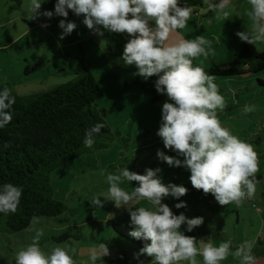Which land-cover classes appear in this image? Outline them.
<instances>
[{
    "label": "clouds",
    "instance_id": "clouds-1",
    "mask_svg": "<svg viewBox=\"0 0 264 264\" xmlns=\"http://www.w3.org/2000/svg\"><path fill=\"white\" fill-rule=\"evenodd\" d=\"M47 0H30L29 19L43 15L64 17L58 27L62 29L60 39L70 35L77 27L74 21L66 18L71 11L82 16V23L94 34L103 36L104 32L126 34L129 39L123 46L119 57L124 66H134L133 76L144 81L155 76L154 87L157 93L167 99L161 106V122L157 135L163 141L165 149L175 152V156L166 155L157 150L156 155L169 166L183 167L190 173L188 179L192 187L211 194L219 205L230 203L239 205L244 199H251L256 193L260 171L258 154L253 146L221 125L217 112L227 105L220 94L215 76L209 74L193 61L197 57H207L211 41L204 36L194 39L173 36L177 29H184L193 14V8L181 5L180 0H55L54 10L40 9ZM231 0H219L209 5V10L217 13L216 18H227L226 9ZM250 8L245 15L251 20L249 30L238 31L241 41L250 44L264 42V0H247ZM15 104L11 90L4 86L0 90V128L12 120L10 109ZM255 110L245 105L243 114ZM96 123L85 130L84 145L92 148L94 138L104 128ZM7 146V145H5ZM177 157H182L179 159ZM160 168H146L144 173L130 171L127 167L117 168L105 176L109 185L103 201L94 195L92 206L101 208L104 202L111 201L116 208L124 207L130 215L131 231L129 235L145 243L134 257L149 258V264H221L229 255L239 264H256L253 254V242L244 241L234 251L231 241L218 245L211 240H200L197 246L194 236L185 235L181 230L186 226L188 232L203 224V217L189 218L184 213L175 214L166 197L179 200L188 189L175 183H164L158 173ZM101 175L104 171L101 170ZM136 182L130 191L120 185L123 182ZM22 196V188L12 183L0 185V213H15ZM146 200L151 207L135 206L138 201ZM187 207L184 201L175 204V208ZM42 230H37L32 242L15 253V264H74L72 255L61 247L45 252L39 245ZM75 251L74 249L72 250ZM110 255L106 243H100L89 253L91 264L103 261ZM139 264H144L139 260Z\"/></svg>",
    "mask_w": 264,
    "mask_h": 264
},
{
    "label": "rangeland",
    "instance_id": "rangeland-1",
    "mask_svg": "<svg viewBox=\"0 0 264 264\" xmlns=\"http://www.w3.org/2000/svg\"><path fill=\"white\" fill-rule=\"evenodd\" d=\"M205 1L207 4L210 3V0ZM54 4L53 0H49L50 7L54 8ZM249 8L247 0H231L226 9L230 13L227 20L223 17L217 19V13L214 12V29L224 27V30L218 33L220 44H211L209 50L215 58L219 59L218 61L231 59L235 45L241 41L236 33L250 29L251 20L245 15ZM16 12L17 10H12L10 14ZM32 21L34 20L24 22V26L34 25L36 27L23 40L35 41L33 53L48 57L50 62L53 60V54L64 53L65 55L71 49L79 53L81 45L78 43L65 49L62 48V41L72 40L73 36L71 33L63 40L60 39L62 29L56 28L54 19V23L47 28ZM21 24V21H16L8 27H0V37L7 35L8 30L13 34L20 33ZM119 40L120 37L118 40L116 38V41ZM124 44H121L117 51L123 52ZM249 45L254 51H260L263 49L261 46L264 47V42H256L254 45L249 43ZM13 48L15 49V46L11 47ZM61 61L67 65L66 67L69 66L66 58H61ZM196 62L202 68L210 65L208 59L203 56L197 57ZM50 66L46 64L45 69ZM259 76L263 77L262 74ZM71 78L73 74L61 75V78H58L61 82H56V84L64 83ZM214 82L218 85L220 94L224 96L227 105L223 111L218 110L217 112L221 125L228 128L240 140L251 144L258 154L259 169L264 167V88L258 87L255 76L243 78L215 76ZM105 91L106 95L103 94L96 103L104 109L114 104V111L107 114L106 122L119 134L110 139H97V141L106 143V147L95 148L93 145L88 152L70 160L67 166L62 165L52 171L50 181L53 187V197L65 204V211L56 216L34 217L27 228L14 233L0 232V254L15 264V253L32 242L37 230H42L43 235L39 239L42 250L50 252L56 247L64 248L72 255L74 264H91L89 253L93 248H98L100 243L107 244L110 255L102 257L103 261H97V264H117L111 259L113 257L124 259V255L128 257L129 264H139V260H143L144 264H149L148 257L140 256L139 260L134 257L133 254L140 248L118 236L112 229V224H130V215L126 208H116L111 201L104 202L101 208L90 204L94 195L103 201L109 187L105 180L107 173H115L117 168L124 167L141 174L146 168H160L158 175L164 183L171 182L188 189L187 194L179 200L169 196L163 200V203L168 204L177 215L184 213L189 218L203 217V224L194 228L192 232H188L186 226L181 228L185 235L196 237L198 247L201 246V239L204 242L211 240L216 245L232 239L238 243L241 238H252L258 232L260 220L253 207L254 200H244L247 202L246 205L242 201L244 214L237 221L233 203L225 206L219 205L211 194L205 195L202 190L192 187L188 179L190 173L187 169L169 166L157 157L158 149L166 155H176L175 152L164 148L163 141L156 134L161 122V106L167 99L166 96L150 103L148 95L141 89L139 93L132 94L129 89L122 92L117 90L111 94L106 88ZM112 97H116V102L111 100ZM245 105H252L255 110L243 114ZM177 158L183 159L182 157ZM101 170L104 171V175H101ZM260 172L261 169L258 173ZM135 186L136 182L127 181L120 185L126 191H130ZM180 201H184L187 207L175 208V204ZM135 206L151 207L146 200L138 201ZM63 232L69 233L70 237L58 241L57 237ZM197 260L199 264H203L202 257L197 256ZM180 264H187V262H180Z\"/></svg>",
    "mask_w": 264,
    "mask_h": 264
},
{
    "label": "trees",
    "instance_id": "trees-1",
    "mask_svg": "<svg viewBox=\"0 0 264 264\" xmlns=\"http://www.w3.org/2000/svg\"><path fill=\"white\" fill-rule=\"evenodd\" d=\"M202 1L180 0V3L191 7L201 5ZM76 17L69 11L66 21ZM76 58V74L64 83L24 95L18 94L9 82L0 83V90L7 86L15 97V104L10 109L12 120L0 128V185L12 183L22 188L17 211L7 215L0 213V232L14 233L27 228L34 217L64 212L65 204L53 197L52 171L67 166L70 160L89 151L83 143L84 135L94 124L105 125L94 138L95 148L106 147V143L97 139H110L119 134L106 122L107 114L114 111V104L104 109L96 103L103 92L90 70L88 58L81 49ZM205 71L215 76H255L258 87L264 88V48L254 51L249 44L240 43L231 59L209 66ZM155 79V76L147 81L139 76L134 78V83L146 92L150 103L164 96L156 92ZM112 229L131 244L143 247V240L129 235L130 224H112ZM68 237L69 233L63 232L57 240ZM111 260L129 264L126 255L124 259L113 257ZM0 264L12 263L0 254Z\"/></svg>",
    "mask_w": 264,
    "mask_h": 264
},
{
    "label": "crops",
    "instance_id": "crops-1",
    "mask_svg": "<svg viewBox=\"0 0 264 264\" xmlns=\"http://www.w3.org/2000/svg\"><path fill=\"white\" fill-rule=\"evenodd\" d=\"M53 2H55V0H53ZM212 2H219V0H210L209 4L203 0L201 5L191 6L193 8V14L191 19L188 21L187 26L184 29H177L173 33V36H179L185 39H194L196 36L200 35L210 40L212 45L220 44L218 33L224 30V27H221L218 30L214 29V12L209 10V5L212 4ZM48 3L49 0L42 3V7L40 9L41 13L45 10H54V8L50 7ZM29 5L30 0H0V27H8L16 21L22 22L20 33L13 34V32L8 30L6 31V33H8L7 35L0 37V83L9 82L14 87L15 91L20 95L45 89L47 88L46 86L50 84L55 85L56 82H61L58 81V78H61V75L70 76V74H73L74 77L77 66L76 57L78 55V51H74L72 49L67 51L65 55L64 53L53 54V60L51 62L48 57L45 58L43 55L32 52L33 47L36 45L35 41L31 39L24 41L23 39L25 36H28L36 26L30 25V27H27L24 26V22L25 20H34L32 22H38L39 24L44 16L40 15L36 19H29V16L31 15ZM12 10H17V12L10 14ZM50 19L52 20V24L55 21L56 28H58L60 17L54 15ZM82 20V16L68 20L74 21L77 24V27L76 30L72 32V40L62 41V48L65 49L69 46H74L76 43L81 45L80 49L88 58L90 62V70L101 87L104 95H106L105 88L110 94L117 90L122 92L125 89H129L131 94L136 92L139 93L140 87L134 83V78L137 76L132 75V73L136 71L135 67L124 66L122 61H119V57L122 52L120 53L117 51V49L120 48V45L126 43L129 37L126 34L108 32H104L103 36H98L91 32L82 23ZM119 37L120 40L116 41V38L118 40ZM20 41L21 43H19ZM240 43L247 42H237L233 53L237 50ZM14 46L15 49H11V47ZM261 48L264 47L261 46ZM61 58L67 59V64L69 65L68 67H66L67 65L61 61ZM206 58L210 62L209 66L223 62L218 61L219 59L215 58L211 52H209V55ZM56 60L58 62H55ZM193 63L198 65L196 59ZM46 64L53 67L50 66L45 69ZM207 67H204V69ZM26 68H28L27 72L25 71ZM141 91L143 90L141 89ZM111 100L116 102V97H112ZM260 169L261 172L256 174L260 175V178L257 179V190L254 197L251 198V200H254L253 205H256V207H253L255 208L258 219L260 220V228L252 238H241L238 243H235L234 239L231 240L232 251H234L239 244L246 240L253 242L252 251L256 257V264H264V167H261ZM244 200L246 201V199ZM245 201L244 203L246 205L247 202ZM233 205L235 206L234 213L236 220L239 221L240 217L244 214L242 202L239 205L233 202ZM221 264H239V261L229 255V257L222 261Z\"/></svg>",
    "mask_w": 264,
    "mask_h": 264
},
{
    "label": "built area",
    "instance_id": "built-area-1",
    "mask_svg": "<svg viewBox=\"0 0 264 264\" xmlns=\"http://www.w3.org/2000/svg\"><path fill=\"white\" fill-rule=\"evenodd\" d=\"M40 26L47 28L50 27L52 25V20L50 18H46L44 17L40 22H39ZM217 202V201H215ZM236 204V203H235ZM256 207V205H253Z\"/></svg>",
    "mask_w": 264,
    "mask_h": 264
}]
</instances>
